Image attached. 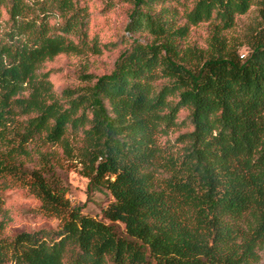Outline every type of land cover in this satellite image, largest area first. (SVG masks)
<instances>
[{"label":"trees","instance_id":"obj_1","mask_svg":"<svg viewBox=\"0 0 264 264\" xmlns=\"http://www.w3.org/2000/svg\"><path fill=\"white\" fill-rule=\"evenodd\" d=\"M94 2L0 0V264H262L264 0H106L108 42ZM61 158L111 194L103 218ZM18 189L58 228L11 234Z\"/></svg>","mask_w":264,"mask_h":264},{"label":"rangeland","instance_id":"obj_2","mask_svg":"<svg viewBox=\"0 0 264 264\" xmlns=\"http://www.w3.org/2000/svg\"><path fill=\"white\" fill-rule=\"evenodd\" d=\"M106 0H95L92 6V28L101 34L103 41H115L123 32L126 23L125 8L118 6L110 13L103 12ZM245 53V52H243ZM97 68H103L109 63V57L104 56L97 60ZM77 63L67 58H61L50 67L58 74L54 76L56 90H61L67 79L77 68ZM63 176L69 187L67 198L72 205L81 207L83 214L96 218H103V211L114 201L111 194L103 187L100 190H91L90 181L81 174V166L75 161L61 158ZM5 207L12 217L9 228L11 234L22 231L32 232L42 228L57 229L59 222L37 216L33 211L38 207L37 201L25 190L8 192L5 197ZM262 264H264V259Z\"/></svg>","mask_w":264,"mask_h":264}]
</instances>
